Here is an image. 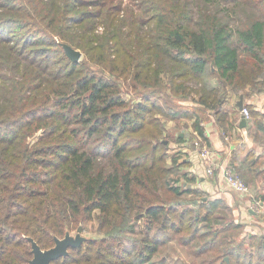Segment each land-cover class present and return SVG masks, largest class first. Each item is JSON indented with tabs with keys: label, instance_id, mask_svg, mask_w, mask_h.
I'll return each instance as SVG.
<instances>
[{
	"label": "trees",
	"instance_id": "obj_1",
	"mask_svg": "<svg viewBox=\"0 0 264 264\" xmlns=\"http://www.w3.org/2000/svg\"><path fill=\"white\" fill-rule=\"evenodd\" d=\"M262 91L264 0H0V264L95 217L103 237L52 264H156L172 242L264 264V234L236 245L233 209L191 184L168 127L194 119L208 142L207 113L223 124L233 96ZM236 160L256 191L264 158Z\"/></svg>",
	"mask_w": 264,
	"mask_h": 264
},
{
	"label": "crops",
	"instance_id": "obj_2",
	"mask_svg": "<svg viewBox=\"0 0 264 264\" xmlns=\"http://www.w3.org/2000/svg\"><path fill=\"white\" fill-rule=\"evenodd\" d=\"M241 96L243 95H235L231 98L229 106L224 110V114L227 115L228 118L224 120L223 124L217 121V117L207 113L206 116L209 119L203 122V127L208 142L202 141L198 137L193 128L194 119H180L168 122L169 130L176 129L178 123L184 125L181 129L176 131L174 134L175 137H173L171 133L174 141L172 142L173 147L170 149L169 154L170 157H181L188 162L187 166L184 168V172H187L191 184L195 185L196 188L205 190L210 188L212 193H216V198L224 199L231 208H234V212L244 213L245 211H249L250 215L256 218L259 216L250 210V203L251 199H253L252 197H257L264 205V177L258 180L256 191H253L255 188H250L252 197L247 196V200L245 201H243V199L246 198V196H242L235 191L234 193L230 191L232 189L227 185L225 177L226 169L238 167L240 165L241 161L236 160V157L244 158L253 150L256 154H260L262 158H264V131L256 129L253 119H251L245 127H240L239 122L242 120V113L239 110L238 103ZM243 99L244 107L246 104L252 105L254 109L260 113L259 120L264 124V91L251 94L248 98L243 96ZM234 110H237L240 114V121L238 123L235 122L234 116H232ZM179 137L184 140L182 142L176 141ZM203 147H207L211 150L216 163V171L212 178L206 174L205 164L200 160L198 155ZM261 170L264 172V164ZM239 200H241V202ZM262 216H264V214H262ZM262 221V225L259 226L260 232H254L253 234H264V220L262 219Z\"/></svg>",
	"mask_w": 264,
	"mask_h": 264
},
{
	"label": "rangeland",
	"instance_id": "obj_3",
	"mask_svg": "<svg viewBox=\"0 0 264 264\" xmlns=\"http://www.w3.org/2000/svg\"><path fill=\"white\" fill-rule=\"evenodd\" d=\"M136 96V94H134ZM133 95L130 94L128 95V99L133 98ZM184 125L178 123L176 129L173 130H169L170 133H172V136L175 137V133L176 131H178L179 129H181ZM171 136V143L169 144V149H171L173 147V141L174 138ZM36 140L34 139L33 142H35ZM216 171V170H215ZM215 173V172H214ZM214 177L213 175L210 177L212 178ZM226 185V184H225ZM225 187V186H224ZM204 190L203 195H205V200L208 198V196L212 199H216V193H212L210 188H208L207 190L202 189L201 191ZM233 191V190H230ZM234 193V191H233ZM237 195V194H236ZM238 196V195H237ZM196 196H191V195H186L183 196V199H185L186 201L189 202H201V200H199L198 198H195ZM241 199V198H240ZM258 199V198H257ZM247 200V197L243 199V201ZM237 201V199H236ZM241 202V200H239ZM199 205V204H198ZM234 210V208H232ZM257 216L259 217H252L249 213V211H245L244 213H238V212H234L233 211V215H231L230 219L235 220L237 223H240L242 225V228L238 229L235 231V243L236 245H238V243H245L244 246L248 247V249L255 251L257 249V245H254V247L252 248L251 246H249L248 244L251 242L247 236L249 234L252 233H259V226L262 225V214L261 213H256ZM248 224V225H247ZM248 227H247V226ZM80 226H82L83 228V235L87 238V240L89 239H100L103 237V233H101L99 231V222L97 217H95L92 221H88V222H84L81 223ZM79 226V227H80ZM251 228H250V227ZM250 232V233H249ZM72 235H76L77 234V228L74 229L73 231L70 232ZM55 245V244H54ZM199 250H195V248H193L191 245L188 244H180V243H176V242H172V243H168L166 246H164L160 253H158L155 258L153 259V262L156 261V264H202V261H204L205 259H207V261L209 260H213V258L217 257L216 260L214 261V263L212 264H220L221 262H223L222 258H219L220 256H218L217 253L214 252H210L208 254L205 255H201V256H194L196 254H198ZM227 259L229 260L228 257H225V261H227Z\"/></svg>",
	"mask_w": 264,
	"mask_h": 264
},
{
	"label": "water",
	"instance_id": "obj_4",
	"mask_svg": "<svg viewBox=\"0 0 264 264\" xmlns=\"http://www.w3.org/2000/svg\"><path fill=\"white\" fill-rule=\"evenodd\" d=\"M63 48L72 61L79 62L81 60V51L68 44H63ZM238 107L240 111L244 108L243 96L240 98ZM246 125L247 120L244 116H242L240 127L243 128ZM82 233L83 228L80 226L77 229L76 235H72L70 232H67L63 238L55 237V245L49 249H42L34 239L29 238L28 240L31 243L33 253V258L29 261V264H52L63 257H67L70 254V249H77L87 241V238ZM228 261L229 260L227 259V262Z\"/></svg>",
	"mask_w": 264,
	"mask_h": 264
},
{
	"label": "built area",
	"instance_id": "obj_5",
	"mask_svg": "<svg viewBox=\"0 0 264 264\" xmlns=\"http://www.w3.org/2000/svg\"><path fill=\"white\" fill-rule=\"evenodd\" d=\"M242 116H244L246 119H249L251 114L248 108H243L241 111ZM200 160L205 164V172L208 176H212L216 170V163L213 158V154L211 150L207 147H203L199 153ZM225 177L227 181V185L230 189L235 191L236 193L242 195V196H251V189L246 183H244L242 180H240L236 174L234 173L232 168H228L225 170ZM250 203V210L254 213H261L264 214V205L262 204L261 200L257 199L256 197H252Z\"/></svg>",
	"mask_w": 264,
	"mask_h": 264
}]
</instances>
